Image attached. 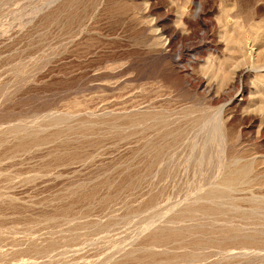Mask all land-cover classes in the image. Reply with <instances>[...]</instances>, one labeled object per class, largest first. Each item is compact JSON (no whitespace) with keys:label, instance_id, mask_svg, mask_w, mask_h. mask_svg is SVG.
Instances as JSON below:
<instances>
[{"label":"rangeland","instance_id":"1","mask_svg":"<svg viewBox=\"0 0 264 264\" xmlns=\"http://www.w3.org/2000/svg\"><path fill=\"white\" fill-rule=\"evenodd\" d=\"M262 48L264 0H0V264H264Z\"/></svg>","mask_w":264,"mask_h":264},{"label":"bare ground","instance_id":"2","mask_svg":"<svg viewBox=\"0 0 264 264\" xmlns=\"http://www.w3.org/2000/svg\"><path fill=\"white\" fill-rule=\"evenodd\" d=\"M213 1V0H212ZM199 3H201V2H199ZM199 3H196L197 5L199 4ZM216 3V2H215ZM214 3V4H215ZM213 4V3H212ZM216 5V4H215ZM203 5H199V7H201L200 9H198V7H197V11H196V20H197V22L199 23V25H200V28L199 29H201V31L203 32L202 33V35H203V38H202V40L201 41H203V39H208L209 37H210V34H211V31L209 30V29H207V26H206V22L204 23L203 21H204V18H203V13L204 12H206V10L205 9H203V7H202ZM213 7V6H212ZM209 8V7H208ZM234 9V8H233ZM209 10V9H208ZM214 11V10H213ZM224 11V10H223ZM227 12V11H226ZM230 13V12H229ZM230 15V14H229ZM230 17H231V15H230ZM232 22V21H231ZM229 24H230V21L228 22ZM234 23V22H233ZM235 24V23H234ZM227 25V24H226ZM235 27H236V25H235ZM225 28V27H224ZM237 28V27H236ZM238 28H239V26H238ZM237 28V29H238ZM232 29H233V27H232ZM168 34V36H167V46H168V48L166 49L165 47L163 48V50L164 51H166V53L168 52L169 53V55L171 56V58L172 57H175V50H174V46H173V43H174V40H175V38H176V35H174L172 32H168L167 33ZM245 34V33H244ZM236 35V34H235ZM199 36V35H198ZM245 36V35H244ZM202 37V36H201ZM251 37V36H250ZM239 38V37H238ZM206 41V40H205ZM242 41V40H241ZM243 41H244V39H243ZM262 41V40H261ZM244 43V42H243ZM253 43V42H252ZM245 44V43H244ZM262 44V43H261ZM165 45V44H164ZM244 46V45H243ZM252 46H253V44H252ZM238 47V46H237ZM240 47V46H239ZM258 47H260V46H258ZM240 49H242V48H240ZM262 51H264V49L262 48ZM237 53H238V50H237ZM236 53V54H237ZM260 53V54H259ZM258 54L261 56V50H260V52H259ZM235 54V55H236ZM241 54V53H240ZM245 54V53H244ZM244 54H242V55H244ZM252 54V53H251ZM259 55H257L258 57H259ZM263 55H264V52H263ZM263 55L261 56V57H263ZM180 55H178V57H179ZM246 56V55H245ZM245 56H242V58L243 57H245ZM176 57H177V55H176ZM240 57V56H239ZM250 57V56H249ZM252 57V56H251ZM234 58V57H233ZM237 58V57H236ZM246 58V57H245ZM177 59V58H176ZM249 59H251V58H249ZM243 60L244 59H242V61H240V60H238L237 61V63L238 62H243ZM255 60V59H254ZM263 60H264V58H263ZM245 61V60H244ZM251 61V60H250ZM258 61H259V59H258ZM260 61H262V60H260ZM259 61V62H260ZM244 63V62H243ZM243 63H241L240 65H238L239 67H241V68H237L238 66H236V70L234 71V75H233V77H232V80H229V82H227L228 84H225V85H227V87H226V89H224L223 90V92H225L226 94L228 93V92H232L233 94H232V96H234V94H236V93H240V96H245V92L248 90L247 89V83H246V81H247V79H246V77H248V75H249V73H250V71L248 70V69H250V68H248V69H246L247 67L246 66H243L242 64ZM261 63V62H260ZM263 63V62H262ZM251 64V63H250ZM264 64V63H263ZM262 64V65H263ZM242 65V66H241ZM259 66L260 67H262L260 64H259ZM246 67V68H245ZM249 67V66H248ZM172 68V67H171ZM173 68L175 69V71H176V73H178L181 77H185V75L184 74H182V72H183V67H180V66H177V63H175V62H173ZM252 68V67H251ZM173 69V70H174ZM231 70V69H230ZM253 70V69H252ZM251 70V71H252ZM174 71V72H175ZM184 73V72H183ZM232 76V75H231ZM189 80L191 79V78H188ZM197 80V87H199V88H201V93H202V91H204L206 94H208V95H210L211 94V91H212V86L214 85V83L212 84L211 83V79H208V81H207V78L206 77H202L201 76V78H199V79H196L195 77L194 78H192V80L191 81H188L189 82V84H191V83H193L194 81H196ZM210 80V81H209ZM223 81V80H222ZM195 84V83H194ZM223 87H224V85H223ZM222 87V88H223ZM214 88V87H213ZM225 88V87H224ZM214 90V89H213ZM205 93H203V94H205ZM213 93V92H212ZM214 94V93H213ZM212 95V94H211ZM217 95V94H216ZM219 95V94H218ZM206 96V95H205ZM225 96V95H224ZM214 97H215V94L212 96V98L214 99ZM221 97V96H220ZM230 97V96H229ZM209 98H211L210 96H209ZM208 98V99H209ZM228 98V97H227ZM246 98V97H245ZM205 99H207V98H205ZM216 99V102H217V99H218V97L217 98H215ZM225 100H226V97H225ZM231 100L232 101H234V97H231ZM230 100V101H231ZM208 101V100H207ZM229 100H227V102H228ZM219 102V101H218ZM226 102V103H227ZM231 109V108H230ZM255 109H257V108H255ZM254 111V113L256 112L255 110H253ZM248 112V111H247ZM252 112V111H251ZM250 112V113H251ZM260 112V111H259ZM259 112L257 111V113L259 114ZM249 113V114H250ZM248 114V113H247ZM258 114L257 115H253V113H252V115H251V120H248L249 121V124H250V121H251V128H253V126L255 125V123L257 122V120H259L258 119ZM261 114V113H260ZM260 114H259V118H260ZM238 116V115H237ZM236 116V117H237ZM215 117V116H214ZM240 117V116H239ZM238 117V118H239ZM248 117V116H247ZM244 120V119H243ZM238 121H240L239 119H238ZM247 121V122H248ZM263 121V120H262ZM260 122V121H259ZM261 123V122H260ZM243 124V123H242ZM261 125V124H260ZM259 125V126H260ZM242 126V125H241ZM248 126V125H247ZM255 126H258V125H255ZM258 126V127H259ZM254 130V129H253ZM246 131V130H245ZM253 132V131H252ZM242 133V132H241ZM245 133V132H244ZM251 133V132H250ZM257 133V132H256ZM256 133L254 134V136L256 135ZM253 134V133H252ZM245 135V134H244ZM248 136V135H247ZM253 136V135H252ZM255 142H256V146H258V147H263V145H264V125L263 126H260V128H258V133H257V135L255 136V140H254ZM254 144V143H253ZM203 155V154H202ZM202 157V156H201ZM209 160V159H208ZM242 166H244V164L242 165ZM245 166H247V165H245ZM242 168V167H241ZM241 168H239V169H241ZM248 167L247 168H242V171L240 170L239 171V173H237V172H235V169L233 170L236 174H242V173H245V175L248 173ZM237 170V169H236ZM246 170H247V172H246ZM231 172V171H230ZM230 174V173H229ZM233 174V173H232ZM236 174H235V176H236ZM228 175V174H227ZM226 174L224 175V176H227ZM235 176L233 177L235 180H237L236 178H239V176L237 177L236 176V178H235ZM242 176H243V174H242ZM231 177V174L230 175H228L227 176V178H226V180L228 181L229 180V182L231 183L232 182V180H234V179H231L230 178ZM244 177V176H243ZM242 177V178H243ZM225 178H223L224 179V181H225ZM241 178V177H240ZM239 178V179H240ZM227 183V182H226ZM231 185V184H230ZM218 187V186H217ZM231 187V186H230ZM219 190V189H218ZM211 192V191H210ZM213 192V191H212ZM211 192V193H212ZM209 193V192H208ZM225 194H226V192H225ZM217 196V195H216ZM227 201V200H226ZM221 202V201H220ZM229 203V202H228ZM210 206V205H209ZM226 206V205H225ZM215 207V206H214ZM217 208V207H216ZM222 208V207H221ZM255 208V207H254ZM218 209V208H217ZM208 210V209H207ZM209 211H210V209H209ZM225 213V212H224ZM228 220V219H227ZM232 222V221H231ZM264 223V222H263ZM255 225V224H254ZM217 229V228H216ZM229 229V228H228ZM231 229H232V227H231ZM220 230V229H219ZM255 231V230H254ZM229 233V232H228ZM224 234V233H223ZM234 234V233H233ZM239 234V233H238ZM249 235V234H248ZM253 237V236H252ZM250 238V236H249V238H250V240L252 239V243H253V239H254V237L253 238ZM220 238V237H219ZM243 238V237H242ZM249 238H246L247 240L249 239ZM245 239V242H248L247 240ZM243 240V239H242ZM250 240H249V242H250ZM263 240V239H262ZM256 241V240H255ZM254 241V242H255ZM257 241H259V240H257ZM256 241V242H257ZM232 242V241H231ZM243 242V241H242ZM244 242V243H245ZM262 242V241H261ZM225 243V242H224ZM259 243V242H258ZM264 243V242H263ZM240 244V243H239ZM221 246V245H220ZM225 246V245H224ZM232 246H233V244H232ZM263 246V245H262ZM230 247H231V245H230ZM226 248V247H225ZM240 248V247H239ZM256 248V247H255ZM228 249V248H227Z\"/></svg>","mask_w":264,"mask_h":264}]
</instances>
